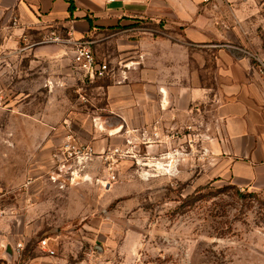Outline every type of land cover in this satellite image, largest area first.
I'll return each instance as SVG.
<instances>
[{"label":"rangeland","instance_id":"rangeland-1","mask_svg":"<svg viewBox=\"0 0 264 264\" xmlns=\"http://www.w3.org/2000/svg\"><path fill=\"white\" fill-rule=\"evenodd\" d=\"M33 43L0 48V264H264V189L227 177L209 100L137 127V86L108 102L126 64L60 83L30 66ZM69 144L93 149L73 173Z\"/></svg>","mask_w":264,"mask_h":264},{"label":"crops","instance_id":"crops-1","mask_svg":"<svg viewBox=\"0 0 264 264\" xmlns=\"http://www.w3.org/2000/svg\"><path fill=\"white\" fill-rule=\"evenodd\" d=\"M160 24L168 31L152 28ZM3 31L1 49L56 32L91 39L98 62L126 64L108 102L122 110L137 86V127L184 117L191 102L209 100L227 177L264 189V0H0ZM74 51V43L50 42L23 52L31 67L48 71L44 78L93 79L73 65Z\"/></svg>","mask_w":264,"mask_h":264},{"label":"built area","instance_id":"built-area-1","mask_svg":"<svg viewBox=\"0 0 264 264\" xmlns=\"http://www.w3.org/2000/svg\"><path fill=\"white\" fill-rule=\"evenodd\" d=\"M108 2H113L116 0H106ZM58 43V44H64L67 42L74 43L75 45V51L73 56V65L79 69L84 71L86 74L91 76L92 78H102L109 74V66L105 62H98L95 58V55L93 53V50L91 48V39H72L70 36H62L56 32H51L49 35L43 37L42 39L34 42L32 45H37L41 43ZM67 155L66 158H64V161L61 163V170L66 167V165L70 168L68 170L72 171V168H76V166L73 165V159L75 157H80L82 160L87 157L89 158L92 153L93 149L91 146H78V145H71L69 144L67 146ZM80 154V155H78ZM78 164H82L80 162V159L77 160ZM40 246L44 248L46 251H48L50 254L54 253V249L50 246V241L48 238H43L39 242ZM22 247V243H19L18 248Z\"/></svg>","mask_w":264,"mask_h":264},{"label":"water","instance_id":"water-1","mask_svg":"<svg viewBox=\"0 0 264 264\" xmlns=\"http://www.w3.org/2000/svg\"><path fill=\"white\" fill-rule=\"evenodd\" d=\"M98 120H100V121H98ZM110 120H111V116L107 117V118H106V124H110ZM96 121H97V124H100V126L103 127V128L106 127V126H108V125H105V124L103 123V121H102V117H101V119H100V117H99V119H98V117H96ZM109 126H112V125H109ZM120 127H124V124H123V123H119L115 128H120ZM7 252H8L9 254L12 253V250H11V247H10V246H8V248H7Z\"/></svg>","mask_w":264,"mask_h":264}]
</instances>
